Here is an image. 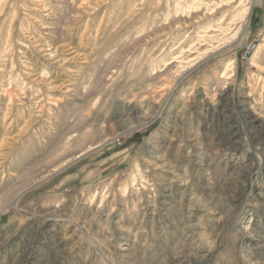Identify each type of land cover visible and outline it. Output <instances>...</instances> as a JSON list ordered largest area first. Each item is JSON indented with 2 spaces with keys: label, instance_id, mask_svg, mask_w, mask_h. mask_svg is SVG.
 Wrapping results in <instances>:
<instances>
[{
  "label": "rangeland",
  "instance_id": "374dc122",
  "mask_svg": "<svg viewBox=\"0 0 264 264\" xmlns=\"http://www.w3.org/2000/svg\"><path fill=\"white\" fill-rule=\"evenodd\" d=\"M235 1L0 0V264H264V0L197 41Z\"/></svg>",
  "mask_w": 264,
  "mask_h": 264
},
{
  "label": "bare ground",
  "instance_id": "6f19581e",
  "mask_svg": "<svg viewBox=\"0 0 264 264\" xmlns=\"http://www.w3.org/2000/svg\"><path fill=\"white\" fill-rule=\"evenodd\" d=\"M206 1H208V2H206ZM209 1L210 0H198V2L196 1V3H193V2H195V0H190V2L185 5L186 6L185 9L188 10L187 11L188 12V17L192 16V14L198 13L201 8H203L205 11L209 10L210 11L209 16L213 17L218 11L222 10L225 7L231 6L230 4H235L237 2L235 0H220L219 2H214V4H212L213 5L212 7H209L208 6ZM249 5H250V0H239L237 5L234 8L235 15L229 20V22L225 24L224 23L225 22L224 19H221L220 22L217 25H215V24L214 25H208L205 28V31L203 32L204 34L197 38L198 43L201 44V42H205L207 38L212 39V40L213 39L214 40L217 39V37H215V38L209 37L210 35L211 36H214V35L219 36V35H222V34H224V35H222L223 38L217 40V43H220L219 45H225V44L232 43L237 38V36H238V34H239L240 30H241V26L240 25L245 21L244 19H245V16L247 14ZM203 17H204V15H203ZM227 36H230V38L227 39ZM204 44L205 43H203V44H201L199 46L203 47ZM209 47L210 48L205 49L202 53H200L199 50L195 51V53H198V55H200V56L201 55H205L206 56L208 54L214 53V51H217V49L214 46H209ZM179 50H181L180 51L181 55H184V54L186 55V54L192 52V50H194V48L189 47V48H187V50L185 48H181V49L179 48ZM180 54H178V55H180ZM180 57L181 56H179L178 58H180ZM192 57H194V56H192ZM192 57H191V59H189L187 61H185L184 59H181L179 62H177L178 63L177 65H179V68H182L188 62H192L194 60ZM200 60L198 59V62ZM165 64H166V62H165ZM232 65H233V61L231 60V61H229V64L227 65V67L224 70V72L222 73V80L227 74V71H228L227 69L229 67H231ZM230 75H232V74H230ZM228 76H229V73H228ZM224 79H226V78H224ZM227 81H229V80H227ZM54 101L57 102V99H55ZM132 181H134V179ZM127 189H128L127 186H125L123 188V193H127Z\"/></svg>",
  "mask_w": 264,
  "mask_h": 264
}]
</instances>
